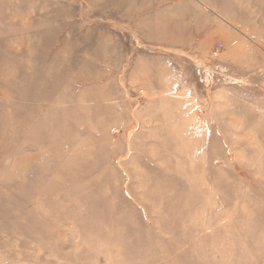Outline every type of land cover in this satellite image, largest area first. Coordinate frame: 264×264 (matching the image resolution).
<instances>
[{
	"label": "rangeland",
	"instance_id": "1",
	"mask_svg": "<svg viewBox=\"0 0 264 264\" xmlns=\"http://www.w3.org/2000/svg\"><path fill=\"white\" fill-rule=\"evenodd\" d=\"M0 264H264V0H0Z\"/></svg>",
	"mask_w": 264,
	"mask_h": 264
}]
</instances>
